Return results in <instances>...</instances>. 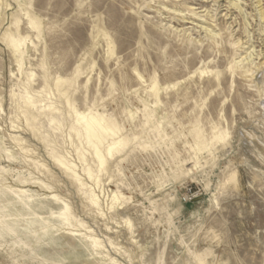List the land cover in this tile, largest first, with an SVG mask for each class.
I'll return each mask as SVG.
<instances>
[{
  "label": "rangeland",
  "instance_id": "rangeland-1",
  "mask_svg": "<svg viewBox=\"0 0 264 264\" xmlns=\"http://www.w3.org/2000/svg\"><path fill=\"white\" fill-rule=\"evenodd\" d=\"M0 264H264V0H0Z\"/></svg>",
  "mask_w": 264,
  "mask_h": 264
},
{
  "label": "bare ground",
  "instance_id": "bare-ground-1",
  "mask_svg": "<svg viewBox=\"0 0 264 264\" xmlns=\"http://www.w3.org/2000/svg\"><path fill=\"white\" fill-rule=\"evenodd\" d=\"M86 122V121H85ZM86 124V126H87V131L88 132H94L96 129H98L97 128V126L96 125H94V123H90V122H88V124L87 123H85ZM106 127V126H105ZM84 128H85V126H84ZM90 134V133H89ZM93 134V133H92ZM100 134V133H99ZM103 137V136H102ZM94 139V138H93ZM99 143V142H98ZM97 144V143H96ZM98 152V151H97ZM100 154V153H99Z\"/></svg>",
  "mask_w": 264,
  "mask_h": 264
}]
</instances>
